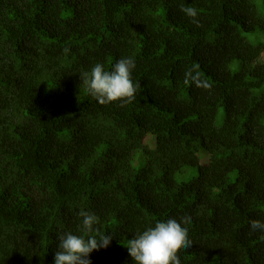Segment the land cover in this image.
Returning <instances> with one entry per match:
<instances>
[{"label": "trees", "instance_id": "obj_1", "mask_svg": "<svg viewBox=\"0 0 264 264\" xmlns=\"http://www.w3.org/2000/svg\"><path fill=\"white\" fill-rule=\"evenodd\" d=\"M123 58L136 98L100 105L80 74ZM168 219L180 264H264L257 0H0V264H54L59 235L97 228L90 264H136L127 241Z\"/></svg>", "mask_w": 264, "mask_h": 264}, {"label": "clouds", "instance_id": "obj_2", "mask_svg": "<svg viewBox=\"0 0 264 264\" xmlns=\"http://www.w3.org/2000/svg\"><path fill=\"white\" fill-rule=\"evenodd\" d=\"M189 17L195 18V9H184ZM135 62L131 58L117 61L111 71H106L102 64H96L88 73L80 74V79L87 86V90L100 105H107L114 101L121 104L131 103L136 98L137 86L131 80V71ZM83 217L80 231L92 233L98 223V217L87 212H80ZM190 218H183L188 223ZM249 227L252 231H264V222L251 220ZM97 235H75L72 233L58 236V251L54 256V264H90L89 254L94 250L107 248L112 239L111 235L101 233L95 229ZM187 228L175 219L156 222L127 241L129 255L136 264H180L177 253L181 248L187 247L191 241L187 236Z\"/></svg>", "mask_w": 264, "mask_h": 264}, {"label": "rangeland", "instance_id": "obj_3", "mask_svg": "<svg viewBox=\"0 0 264 264\" xmlns=\"http://www.w3.org/2000/svg\"><path fill=\"white\" fill-rule=\"evenodd\" d=\"M257 2H258V5H259L260 9L264 10V0H257ZM251 39L254 42L257 41L254 38H251ZM221 111L223 113V109ZM146 142H147V144L149 146L154 147V145H155V138L152 135H148L146 137ZM133 164L135 166L141 167V166H145L147 163H146V159L145 158H141L140 155H138V157H134ZM197 175H198V168L195 167V168H187L185 170V172L178 173L177 174V177L180 180L190 181V180L194 179L195 177H197Z\"/></svg>", "mask_w": 264, "mask_h": 264}]
</instances>
